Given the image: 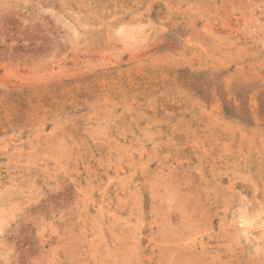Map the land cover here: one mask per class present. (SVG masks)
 <instances>
[{"label":"rangeland","instance_id":"rangeland-1","mask_svg":"<svg viewBox=\"0 0 264 264\" xmlns=\"http://www.w3.org/2000/svg\"><path fill=\"white\" fill-rule=\"evenodd\" d=\"M263 201L264 0H0V264H264Z\"/></svg>","mask_w":264,"mask_h":264},{"label":"bare ground","instance_id":"bare-ground-1","mask_svg":"<svg viewBox=\"0 0 264 264\" xmlns=\"http://www.w3.org/2000/svg\"><path fill=\"white\" fill-rule=\"evenodd\" d=\"M258 185H261V184H258ZM175 202H176V201H175ZM263 202H264V201H263ZM184 207H185V206H184ZM167 211H168V210H167ZM4 212H5V211H4ZM8 216H9V215H8ZM4 217H5V216H4ZM188 219H189V218H188ZM175 220H176V219H175ZM253 224H254V223H253ZM253 224H252V225H253ZM255 224H256V223H255ZM171 225H172V224H171ZM178 225H179V224H178ZM254 226H255V225H254ZM186 228H187V227H186ZM252 228H253V227H252ZM183 229H184V228H183ZM254 230H255V229H254ZM245 232H246V231H245ZM227 234H228V233H227ZM263 235H264V234H263ZM250 236H251V235H250ZM257 237H258V236H257ZM257 237H256V238H257ZM258 239H259V237L257 238V240H258ZM260 239H261V238H260ZM260 239H259V240H260ZM190 240H191V239H190ZM234 241H235V240H234ZM173 242H174V241H173ZM240 244H241V243H240ZM176 246H177V245H176ZM258 259H259V258H258ZM251 260H252V259H251ZM254 263H255V262H254ZM177 264H178V263H177Z\"/></svg>","mask_w":264,"mask_h":264}]
</instances>
